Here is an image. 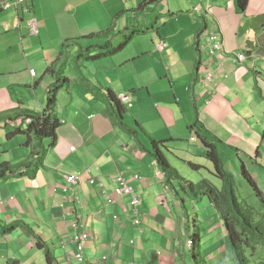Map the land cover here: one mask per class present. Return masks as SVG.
Instances as JSON below:
<instances>
[{
    "label": "crops",
    "instance_id": "0c3cea01",
    "mask_svg": "<svg viewBox=\"0 0 264 264\" xmlns=\"http://www.w3.org/2000/svg\"><path fill=\"white\" fill-rule=\"evenodd\" d=\"M7 1L10 7L4 9L0 0V165L30 163V167L0 185V224H24L41 237L48 251H61L65 264H79L72 239L81 229H73V223L91 234L82 264H192L177 240L184 234L188 247L189 235L198 232L200 237L197 215L187 221L188 226L176 221L184 219L182 208L166 194H179L175 187L167 189L166 176L151 157L147 140L171 154L176 149L170 144L177 140L188 139L191 147H197L196 125L217 155L221 150L235 163L234 150L241 164L240 154L262 163L264 0H248L243 13L236 11L233 0H167L163 7L162 0H26L20 5ZM151 4L160 9L157 18L146 14ZM25 6L31 7L30 13L23 12ZM127 12L133 16L129 21ZM138 15L142 24L136 21ZM161 16H167L165 23L173 27L167 35L157 31L158 39L130 38L121 46L126 38L120 43L107 37L122 36L124 28L138 31L137 24L142 29L157 24L158 29ZM32 18L38 36L29 35L27 23ZM209 33L218 34L222 42V51L214 55L209 53ZM162 41L163 52L156 50ZM239 53L245 54L244 62L237 61ZM81 54L88 55L94 72ZM99 58L103 62L96 64ZM139 69L149 75L140 78ZM207 71L216 72L214 89L202 85ZM58 72L67 84L57 93V139L52 144L50 137L45 138L38 146L33 135L26 134L24 112L42 113ZM107 90L117 98L128 97L122 105L136 126L126 124L125 111L118 120L130 132L123 131L111 114L104 96ZM35 146L44 152L40 166H35ZM120 174L139 196L140 227L132 225L128 197L108 203ZM71 175L76 184L67 183ZM213 211L208 233L224 231ZM35 242L21 226L0 232V264H44ZM219 242L202 251L205 259L219 249L226 260L233 258L226 237L217 247Z\"/></svg>",
    "mask_w": 264,
    "mask_h": 264
},
{
    "label": "trees",
    "instance_id": "16d2710c",
    "mask_svg": "<svg viewBox=\"0 0 264 264\" xmlns=\"http://www.w3.org/2000/svg\"><path fill=\"white\" fill-rule=\"evenodd\" d=\"M233 1L236 11L238 13H243L247 7L248 0ZM26 7L29 8V11L24 13H30L31 7ZM164 49L165 45L161 52H163ZM66 82L67 80L62 78L58 79V81L50 86L47 96V104L41 114L24 112L25 119L30 118L32 120V122L28 124L26 134H32L36 142H38V146H41L40 141L48 137L51 138L52 144L56 142V132L60 126V122L55 114L57 93ZM104 96L109 104L111 114L117 118V121L120 123L123 131L127 133L130 132L129 129H127L123 123L119 121L123 112L125 111V108L119 102L118 98L111 90H107ZM193 129L196 130L194 135L196 139H199L201 143L208 149V160L213 167L214 176L224 183L222 191H219L213 187L206 179H203L196 184L184 180L179 175V172L169 164L165 154L159 148V144L154 140L151 141L152 150L149 151V153L157 166L165 174V185L167 189L173 190L174 184L177 181H182L183 184L180 185L182 190H185L193 201L197 200L198 197L207 198L209 204L216 211L219 221L223 225L227 239L226 248L233 257L235 264H248L249 260L247 258V251H250L249 256L252 257V252L264 244V213L262 215L260 214L261 217L257 222L254 220L252 208L244 205L239 200L234 186L233 176L225 170L220 158L217 155L214 145L210 144L206 141V139H204L200 132V128H197L196 125H193ZM35 148L38 150L34 153V155L37 157L35 166H40L44 160V152L39 151L37 146H35ZM255 157H258V153ZM187 165L193 170L198 169V165L191 161L187 162ZM256 165L264 170V163H257ZM29 167L30 163H21L17 167H13L9 163L1 164L0 185L9 179V177L22 174L24 171L28 170ZM35 170H33V172H35ZM240 176L243 180L245 179V181H248L254 187L256 195L260 196V200L264 203V193L259 189L258 185L246 169L244 163H242L240 166ZM64 191L66 192L65 189ZM19 226L25 228L36 239L35 246L37 249L44 251L46 264H58L56 258L50 251L47 250V246L41 237L37 234L35 235V232L32 230L27 229L24 224L14 223L8 226L0 224V232L2 234L12 232ZM189 240L191 241L189 258L191 259L192 264H207L205 256L202 255V250H199L200 237L198 232H193L191 235H189ZM259 264H264V260H260Z\"/></svg>",
    "mask_w": 264,
    "mask_h": 264
},
{
    "label": "rangeland",
    "instance_id": "374dc122",
    "mask_svg": "<svg viewBox=\"0 0 264 264\" xmlns=\"http://www.w3.org/2000/svg\"><path fill=\"white\" fill-rule=\"evenodd\" d=\"M142 1V0H141ZM167 0H162L161 4H159V6L162 7L167 3ZM143 2V1H142ZM141 2V3H142ZM169 2V1H168ZM16 3V0L13 2ZM160 9H156L155 6H153V4L151 5H147L146 6V14H150L151 17L153 18H157ZM128 13V21L133 18L132 14L130 12ZM161 14L163 13V11L161 10L160 12ZM106 20H108V17L106 16V14L104 13ZM140 15H138L136 21L140 24L143 23V19L141 17H139ZM168 17L167 16H161L159 18L160 22H159V27L158 29L156 28L157 24H154L153 27H148L145 29H142V27H138L139 25L137 24V30H128L127 28H124V32L122 34V36H119V34H117L116 36H114L113 34H109L107 35L108 38H116L115 40H120V43L124 40V38H126L125 42L122 43L121 46H124L126 44V42L130 39V38H135V40H140V39H149V38H159V33H157V31L161 32L163 35H167L169 33H171L172 29L171 27H173V23H168L166 24L165 22L167 21ZM200 22V18L198 19ZM136 25V23H135ZM130 27V24L129 26ZM107 33V32H106ZM105 33V34H106ZM211 34V33H209ZM207 34V35H209ZM145 40V39H144ZM91 42L93 40H90ZM161 44H165V42H158L156 45V50L157 48L161 45ZM116 46L118 45L117 43L115 44ZM132 46H138V43L133 42L131 43ZM96 46L93 50H96ZM88 52L87 49H85L84 51H82V53H86ZM108 52V51H107ZM110 51L109 53H107L106 56L111 55ZM82 56V54H81ZM84 57V62L86 64L90 65L91 71L94 72V69L91 66L92 61L88 60L86 56H82ZM77 59V58H76ZM75 59V60H76ZM103 62L102 58H99L95 61V63H101ZM145 66L147 68L151 67V63L150 62H146ZM139 73V77L140 78H144L147 77L149 75V72H142V70H137ZM129 73V72H128ZM92 74H90V76L92 77ZM130 74L135 78L136 80V72L132 71L130 72ZM63 74L58 72L55 76V81H58V79H62ZM62 84V83H61ZM67 83H64L63 87H65ZM151 85V84H149ZM147 85V86H149ZM142 91L145 93L146 88H143ZM197 91H200L199 89H197ZM125 117H126V124L128 125H135L134 120L132 119L131 113L128 111L124 112ZM149 128H152L153 126H148ZM189 136V135H188ZM156 137H160V136H156ZM22 139L24 140V143L26 142V138L22 137ZM149 143V147L152 148V146ZM194 146L197 147H191L189 140L185 139V140H177L174 141L170 144V147L176 150H170L172 151L171 153H168L167 151H163L164 154L167 156V160L169 162V164L175 168L178 172L179 175L184 179L187 180L189 182H192L194 184L200 182L203 179L208 180L211 185L213 187H215L216 189H218L219 191L223 190L224 187V183L217 179L213 172V167L211 165V163L208 160V153H207V147H205L201 141L199 139H196ZM263 147L260 150V159L262 161V163H264V144L262 145ZM170 149V148H169ZM233 151V156H234V162H231L227 157H229V155H225L224 153H222L221 150H219L218 156L225 168L226 171H229L228 173H230L233 176L234 179V186L236 189V193L237 196L239 198V200L246 206L252 208V212H253V217L254 220L257 222L261 215L264 213V203L260 200V196L256 195V191L254 189V187L248 182L245 181V179L243 180L240 176V165H241V160L240 158L236 155V151ZM241 159L244 161L245 165L247 166L248 172L250 173V175L252 176V178L257 182L256 184L258 185L259 189L264 193V170L263 169H259L257 166H255L256 164L254 163V157L253 156H248L246 154H240ZM183 160H189L195 164L198 165V169L197 170H193L192 168H190L186 162H183ZM258 163H260V160H257ZM182 181H177L174 185L176 192H178V196L175 197V194L173 191H169L167 195V197H169L170 199H174L176 198V202L180 205V207L182 208L181 212L182 214H184V219L183 220H176L178 223H183L185 222L187 224V226L189 225L187 221H194L196 220L195 215H197V222L198 223V227L200 230V242H199V250L204 251L206 248L210 247L211 245H213L215 242L220 241L219 244L217 245V247H219L224 239H225V231L220 230V231H215L214 233H208V229L211 227L209 225V223H207V221H210L209 217L210 215L214 214L213 208L211 207V205L209 204L208 200L206 197H198L197 200H194L193 203H190V199L188 197V193L186 194L183 190L182 187L180 185H182ZM184 200V203H182V201ZM185 207V209L183 208ZM79 209V207H78ZM261 214V215H260ZM196 223V224H197ZM213 225H216L215 223H213ZM183 230V228H181ZM186 238L184 236V234L181 235V237L179 236L178 240H177V247L180 248V251L184 252L187 254L188 256V261L189 263H192L191 259L189 258V251H188V247L186 246ZM173 244L171 245V242H169V245L167 246L170 250L172 248ZM52 255H55L58 259L59 264H65L62 261L61 255L62 252L59 250H55L52 249L51 250ZM171 253V251H168V253ZM229 252V251H228ZM54 253V254H53ZM250 251H247V258L249 260L248 264H259L260 260H264V244H262L261 246H259L254 252H252L253 256L250 257L249 256ZM40 256H42L43 261L45 262V255L42 251H40ZM97 256L99 257L100 254L98 253ZM26 257L24 256V252H21L20 255V259H22V261H24ZM34 259H32L33 261ZM207 260V264H235L233 258H229L228 260H226V256L224 255V252L222 249L216 250L215 252L211 253L210 255H207L206 257ZM46 264V263H44ZM72 264H76L74 262H72ZM82 264V263H79Z\"/></svg>",
    "mask_w": 264,
    "mask_h": 264
},
{
    "label": "built area",
    "instance_id": "2783aa9c",
    "mask_svg": "<svg viewBox=\"0 0 264 264\" xmlns=\"http://www.w3.org/2000/svg\"><path fill=\"white\" fill-rule=\"evenodd\" d=\"M26 0H16L15 5H20L22 3H24ZM10 7V4L7 0H4L3 2V8L4 9H8ZM29 8L28 7H24L23 8V12H28ZM28 30H29V35L30 36H38L39 34V28H38V24L36 19L32 18L28 21ZM218 34L215 33H211L208 35L207 38V43L209 46V53L210 55H214L215 53L221 52L222 51V42L220 41V38L218 37ZM165 44H161L158 47V50L161 51L163 50ZM245 54H237L236 59L239 62H244L245 61ZM30 75L34 76V71H30ZM215 77H216V72L215 71H207L205 76L202 77L201 81H202V85L208 89L212 88L214 89L215 87ZM118 100L121 104H126V102L128 101V97L127 96H120L118 97ZM27 123L30 124L32 122V120L30 118L26 119ZM77 178L75 176H68L66 178V181L69 185L72 184H76ZM65 190H68V188L66 187ZM120 197H128L129 198V205L131 208V213H132V225L136 226V227H140L141 225V219L139 216V211H138V207H139V196L133 191V189L130 187L129 183L127 182V179H125L122 174H120L117 178V186L114 189L113 192V197L112 198H107L108 199V203L109 204H113L114 198H120ZM75 200H78V198H76ZM73 229H77L80 228L81 231L74 235L72 241L76 246V254L74 255V259L78 262V263H83L84 261V250H85V244L87 241L90 240L91 238V234L85 230V228L83 226H77V223H73L72 225ZM188 245H191L190 242H188Z\"/></svg>",
    "mask_w": 264,
    "mask_h": 264
},
{
    "label": "clouds",
    "instance_id": "9594fccd",
    "mask_svg": "<svg viewBox=\"0 0 264 264\" xmlns=\"http://www.w3.org/2000/svg\"><path fill=\"white\" fill-rule=\"evenodd\" d=\"M26 119H27V118H26ZM26 119H25V120H26ZM195 138H196V137L194 136V137H193V139H195ZM188 242H190V243H191V241H190V240H188V241H187V245H188ZM190 247H191V245H188V248H189V249H190Z\"/></svg>",
    "mask_w": 264,
    "mask_h": 264
}]
</instances>
